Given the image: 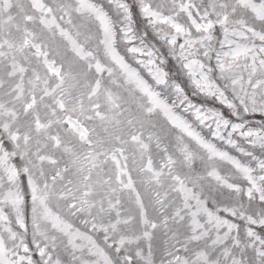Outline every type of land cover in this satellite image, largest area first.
Here are the masks:
<instances>
[{
  "label": "snow or ice",
  "instance_id": "snow-or-ice-1",
  "mask_svg": "<svg viewBox=\"0 0 264 264\" xmlns=\"http://www.w3.org/2000/svg\"><path fill=\"white\" fill-rule=\"evenodd\" d=\"M261 157L264 0H0V264H264Z\"/></svg>",
  "mask_w": 264,
  "mask_h": 264
},
{
  "label": "rangeland",
  "instance_id": "rangeland-1",
  "mask_svg": "<svg viewBox=\"0 0 264 264\" xmlns=\"http://www.w3.org/2000/svg\"><path fill=\"white\" fill-rule=\"evenodd\" d=\"M138 27L140 28H143V24H140L138 25ZM149 40H152L153 43L156 44L157 47L161 48V51H166L165 48L161 47L162 44H163V41H158V40H153V38L151 36H149ZM139 44V42L137 41V45ZM138 58H144V57H138ZM169 68L172 69L173 72L176 71V69L178 68V65L175 64V61H171L170 64H169ZM144 74L146 75V70H144ZM180 79H184V77H180ZM188 91H189V94H190V98L193 100L194 103H196L198 106H201L203 107L205 110L210 108V107H218V102L217 103H213V101L209 98L207 100H205L204 97L202 96H191V86L189 85L188 86ZM191 119L194 120V116H191ZM261 121H260V117H259V114H256L252 120L249 122V125L248 126H253V125H256V124H259ZM209 123H211V121H209ZM215 126L213 125V128ZM197 130H201L199 127L197 128ZM209 130L207 128H203V132L204 133H207ZM234 138L237 139L238 142H240L242 144V146L248 148L250 147L248 144L244 143L242 138L239 137V134H234ZM218 144H222L223 142H219L217 141ZM225 148H227L226 145H224ZM233 155H236L238 158L240 157V154L239 153H236L234 150L232 152ZM257 155H259V150H257ZM261 158H264V157H261ZM244 162H249L247 158H244ZM253 165L255 164V162L253 161L252 162ZM30 203V201H29ZM29 224H30V220H29Z\"/></svg>",
  "mask_w": 264,
  "mask_h": 264
}]
</instances>
